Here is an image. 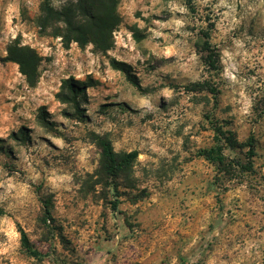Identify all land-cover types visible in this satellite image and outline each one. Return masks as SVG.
Instances as JSON below:
<instances>
[{"label": "rangeland", "instance_id": "obj_1", "mask_svg": "<svg viewBox=\"0 0 264 264\" xmlns=\"http://www.w3.org/2000/svg\"><path fill=\"white\" fill-rule=\"evenodd\" d=\"M41 2L0 0V264H264V0H120L107 53L41 35ZM15 40L44 58L36 87L7 60ZM68 78L92 81L76 108L56 98ZM213 124L254 138L253 157L225 150L249 172L199 156ZM100 138L138 154L116 180Z\"/></svg>", "mask_w": 264, "mask_h": 264}, {"label": "trees", "instance_id": "obj_2", "mask_svg": "<svg viewBox=\"0 0 264 264\" xmlns=\"http://www.w3.org/2000/svg\"><path fill=\"white\" fill-rule=\"evenodd\" d=\"M120 0H65L64 4L56 7L52 0H42L40 5V13L37 18V26L41 35H46L49 31H54L57 37L65 47H69L72 43H77L81 47L93 44L95 49L101 53H107L113 48V34L120 24V16L118 14V5ZM205 62L206 64L217 69L219 63V55L208 44L209 35L206 34ZM7 60L18 65L20 73L25 77V81L29 87H36L39 83L41 73L40 66L44 58L33 48L22 45L15 40L8 47ZM113 69L123 72L129 77L133 83L136 77L132 74L131 66L118 61L110 60ZM92 85L89 83H81L74 78H68L62 82L60 91L56 94V98L63 104L77 106L78 98L83 94L86 87ZM203 87V86H202ZM201 87V88H202ZM214 95L215 105L217 104L218 90L215 87L208 88ZM47 112L41 109L39 119L42 124L49 125L50 122L46 118ZM215 131V145L210 149H204L199 152V156L204 157L210 163L214 164L219 172L230 174L237 169L243 172H249L251 167H246L241 161H233L225 154L226 148L236 150L238 148L247 147L249 157L254 156V138L251 136L247 143L239 144L233 132L223 131L222 128L213 124ZM15 139H19L14 135ZM99 144L103 151V161L107 175L116 180L120 173L124 171L138 156L137 152H131L118 157L109 140L99 139ZM235 162L234 165L231 163ZM241 171V170H240ZM43 213L45 222L52 219L51 200H43ZM116 209V205L114 206ZM0 215H4L0 211ZM21 234V246L23 251L30 257L41 259L43 254L39 252L33 244L27 233L23 229H19Z\"/></svg>", "mask_w": 264, "mask_h": 264}]
</instances>
